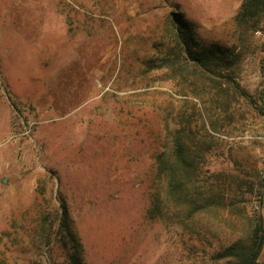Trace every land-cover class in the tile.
Wrapping results in <instances>:
<instances>
[{
  "label": "rangeland",
  "instance_id": "obj_1",
  "mask_svg": "<svg viewBox=\"0 0 264 264\" xmlns=\"http://www.w3.org/2000/svg\"><path fill=\"white\" fill-rule=\"evenodd\" d=\"M245 1L0 0V264H216L264 231V5ZM176 15L217 50L207 72L173 56ZM179 130L249 219L181 222L155 174Z\"/></svg>",
  "mask_w": 264,
  "mask_h": 264
},
{
  "label": "trees",
  "instance_id": "obj_2",
  "mask_svg": "<svg viewBox=\"0 0 264 264\" xmlns=\"http://www.w3.org/2000/svg\"><path fill=\"white\" fill-rule=\"evenodd\" d=\"M261 4L264 5V0H246L242 5L241 17H245L246 12L249 14V17H252ZM173 22L176 24L177 33L179 34V41L177 42L179 49L173 56L177 58L181 54V49H184L185 54L193 64L198 69L207 72L210 69V65H212V61L218 58L217 50L212 49L203 53L192 50L189 46L190 37H185V24L181 21L179 15L174 17L172 24H174ZM173 61L176 60L173 59ZM225 78L228 82L229 89L237 96L250 99V95L238 83L228 76H225ZM207 79L211 80V78ZM217 86H211L210 90ZM215 94L218 95L219 92ZM183 135V130L177 131L170 148L167 151L157 154L155 159V174L161 181V186L168 203H172L175 209L180 210L179 213L185 215V217L181 218V222H185L186 219L192 218L198 213H209L216 216L221 210H226L229 213L234 212L241 218L249 219L246 213V206L243 205L245 201L239 197L240 194H233V198L226 201L225 194L221 191L223 188L218 185L220 183L206 177V173L203 171V148L196 142L198 139L188 143ZM200 138V142L206 139L210 141L209 135H202ZM238 186L240 187V185ZM158 194L159 190L155 196ZM237 194L239 198L236 197ZM156 199L158 197H155ZM153 208H155L153 211H159L160 204L155 203ZM159 213L161 211L157 214ZM157 214L149 210L151 217ZM61 217L62 220L65 219V211H63ZM259 222V218H256L253 224H250L246 239L243 241H234L232 244L224 247L223 250L217 252L213 256L216 264H248L258 244L260 235ZM49 242H51V239H46V244ZM260 253L261 248L256 253L251 264H264V257L260 258Z\"/></svg>",
  "mask_w": 264,
  "mask_h": 264
},
{
  "label": "water",
  "instance_id": "obj_3",
  "mask_svg": "<svg viewBox=\"0 0 264 264\" xmlns=\"http://www.w3.org/2000/svg\"><path fill=\"white\" fill-rule=\"evenodd\" d=\"M263 233H264L263 229L260 228V236H259L258 244H257V247H256L255 251L253 252L251 259L249 260L248 264L252 263V261L254 260V258L256 256V253L258 252V250L261 248V246L263 244Z\"/></svg>",
  "mask_w": 264,
  "mask_h": 264
}]
</instances>
